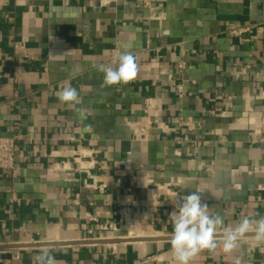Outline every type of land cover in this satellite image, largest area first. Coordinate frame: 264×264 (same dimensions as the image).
<instances>
[{"label":"crops","instance_id":"obj_1","mask_svg":"<svg viewBox=\"0 0 264 264\" xmlns=\"http://www.w3.org/2000/svg\"><path fill=\"white\" fill-rule=\"evenodd\" d=\"M121 50L137 75L104 87L96 65ZM69 84L75 106L57 99ZM0 135L17 138V172L0 169L9 264L44 248L59 264H177L168 217L196 188L225 226L264 216V0H0ZM128 222L157 237L124 239ZM237 258L264 264V243L189 264Z\"/></svg>","mask_w":264,"mask_h":264},{"label":"clouds","instance_id":"obj_2","mask_svg":"<svg viewBox=\"0 0 264 264\" xmlns=\"http://www.w3.org/2000/svg\"><path fill=\"white\" fill-rule=\"evenodd\" d=\"M97 71L103 73L102 86L110 87L127 84L137 75V64L130 51H118L112 65L98 64ZM57 99L61 103L75 106L79 104L80 96L76 88L70 84L57 92ZM91 115L88 110H79L81 121ZM91 125H85L83 131H91ZM203 189L180 197L174 204V210L169 214L172 224L170 236L171 251L177 264H189L193 257L203 250L215 252L219 247L226 254H231L239 246L241 237L251 233L257 243H264V216L259 219L243 217L235 226H225L223 218L210 212L207 203L202 201ZM222 233V239L217 241L216 234ZM35 264H59L48 248L40 251L34 258ZM235 264H241L237 258Z\"/></svg>","mask_w":264,"mask_h":264},{"label":"built area","instance_id":"obj_3","mask_svg":"<svg viewBox=\"0 0 264 264\" xmlns=\"http://www.w3.org/2000/svg\"><path fill=\"white\" fill-rule=\"evenodd\" d=\"M141 2L147 7L151 5V0H141ZM258 28L259 25L257 24L241 25L240 27L233 29L232 34L239 36L245 33L252 32L253 30ZM177 92L180 98L184 96V88L182 84L177 85ZM16 144H17V138L15 136L0 135V169L7 172H12L13 174L17 172ZM88 168L89 167H87L86 169ZM114 214H116V212H114ZM128 225L129 227H131L132 224L128 222ZM98 227L102 230H109V229L115 231L120 230V227H117V225L114 222H109L108 224H98ZM0 254L10 255V257L8 258L5 256L0 257V262L4 264H9L11 261L20 258V251L18 248L0 250Z\"/></svg>","mask_w":264,"mask_h":264},{"label":"bare ground","instance_id":"obj_4","mask_svg":"<svg viewBox=\"0 0 264 264\" xmlns=\"http://www.w3.org/2000/svg\"><path fill=\"white\" fill-rule=\"evenodd\" d=\"M149 237H157V236H150V235H147L145 233H143L142 231H139V233H136V230L135 228L133 229V227H130V230L128 232V235L124 238V239H134V240H140L141 238H149Z\"/></svg>","mask_w":264,"mask_h":264},{"label":"water","instance_id":"obj_5","mask_svg":"<svg viewBox=\"0 0 264 264\" xmlns=\"http://www.w3.org/2000/svg\"><path fill=\"white\" fill-rule=\"evenodd\" d=\"M248 234H251V233H248ZM252 235V234H251Z\"/></svg>","mask_w":264,"mask_h":264}]
</instances>
